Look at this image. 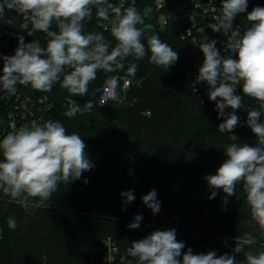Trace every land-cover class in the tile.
<instances>
[{"label": "trees", "instance_id": "1", "mask_svg": "<svg viewBox=\"0 0 264 264\" xmlns=\"http://www.w3.org/2000/svg\"><path fill=\"white\" fill-rule=\"evenodd\" d=\"M152 1L140 0L135 5L141 13L146 7L152 9L145 18L151 29L143 42L147 47L146 36L158 34L177 51L179 58L168 69L150 63L147 55L141 60L129 56L123 71L98 72L84 97L71 95L59 83L50 92L28 86L30 94L54 99L44 118L60 121L69 134H79L94 167L80 179L60 183L43 205L37 207L38 201L30 200L27 210L0 190V264H100V247L107 236L118 243L125 263L135 264L127 253L131 242L155 230L169 229H175L177 240L185 244L182 252L191 248L193 254H205L216 248L217 256L233 255L237 240L249 232L255 243L245 245V251H264V230L255 222L249 223L242 185L225 204L222 190L209 199L213 189L205 180L226 159L224 149L228 145H254L256 137L246 122L233 133L218 130L224 118L218 117L192 86L187 41L176 27L165 31L158 28ZM257 6L264 7V0H248L246 12L236 16L237 26L248 27L247 12ZM98 21L93 9L92 19L84 22L85 32H101L115 45L110 30ZM47 39L42 32H35L29 43L38 40L44 46ZM130 63L138 68L135 77H128L131 85L124 90L123 77ZM110 75L121 78L119 99L100 104L104 82ZM68 100L81 106L91 101L94 107L69 118L64 115L71 104ZM232 135L238 140H232ZM129 190L135 199L125 204L126 198L120 193ZM152 190L160 202L157 214L141 199ZM136 215L143 219L133 230L128 225ZM9 218L16 220V229L8 227ZM235 258L242 264L245 256L241 252Z\"/></svg>", "mask_w": 264, "mask_h": 264}, {"label": "clouds", "instance_id": "2", "mask_svg": "<svg viewBox=\"0 0 264 264\" xmlns=\"http://www.w3.org/2000/svg\"><path fill=\"white\" fill-rule=\"evenodd\" d=\"M247 5L248 0H221V15L216 18L219 23L209 27L227 36L226 50L231 54L222 56L215 40L200 43L204 60L196 80L209 86V100L216 102L218 117L224 118L218 126L220 132L233 133L240 120L235 111L243 107V97L259 103V109H247L246 124L256 137L255 144L228 145L224 149L226 159L205 180L213 189L209 199L217 195V190H222L226 194L225 204L228 197L236 196L237 186L242 185L250 210L249 223L255 222L264 230V120L261 119L264 115V7L257 6L247 12L248 27L234 28L233 21L238 14L246 12ZM5 8L23 17L21 29L29 36L42 32L48 38L41 46L38 40L25 43L24 37L19 36L15 54L0 56L3 61L0 92L9 95L16 93L17 85L50 92L59 83L71 95L84 97L98 72L123 71L129 56L141 60L147 55L150 63L167 69L179 58L177 51L158 34L146 36L147 47L143 42L146 31L151 29L145 23L152 12L150 7L141 13L135 6L125 7V0L115 4L110 0H2L0 15ZM93 9L98 20L110 25L115 45L101 32H85L84 22L92 19ZM53 23L57 30H52ZM200 30L204 32L203 28ZM137 68L136 63H130L126 76L135 77ZM120 79L118 75L107 76L103 104L119 98L116 90ZM237 86L241 87L243 97L236 94ZM93 107L91 101L83 106L72 102L64 115L69 118L83 115ZM226 108L233 111L225 112ZM231 139L238 140V137L232 135ZM86 147L81 136L69 134L60 121L33 122L11 131L0 139V190L25 210L31 207L30 200H37L39 207L60 183L80 179L82 173L94 167ZM120 195L126 198L125 204L135 199L132 190ZM156 196L152 190L141 198L153 214L160 211ZM142 219L136 215L128 227L138 229ZM7 224L13 230L17 227L14 218H9ZM254 243L255 238L249 232L237 240L233 255L217 256L214 251L193 254L191 248L182 252L185 244L177 240L175 229L155 230L131 242L127 253L135 264H238L235 254L241 252L245 256L242 264H264V251H245V245Z\"/></svg>", "mask_w": 264, "mask_h": 264}, {"label": "built area", "instance_id": "3", "mask_svg": "<svg viewBox=\"0 0 264 264\" xmlns=\"http://www.w3.org/2000/svg\"><path fill=\"white\" fill-rule=\"evenodd\" d=\"M139 1L125 0V7L135 6ZM110 2L115 4L119 0H110ZM152 4L157 13L158 28L165 31L169 27H176L180 30L181 38L187 41L190 59L188 73L192 86L203 102L210 109L218 112L216 102L209 100V86L206 82H197L196 77L204 60L203 53L198 46L200 43L208 39L215 40L216 47L222 56L231 54L230 51L226 50L227 36L223 32H213L209 27L210 24L219 23L216 18L221 15V0H153ZM23 22V17L14 10L5 8L3 15H0V56L15 54L19 36L24 37L25 43H29L30 36L21 29ZM98 24L105 30H110L108 22L99 20ZM29 27L31 28V26ZM233 27H237L235 22ZM201 28L204 29V32L200 30ZM52 30H56L54 23ZM241 30L243 29L241 28ZM44 35L46 36V34ZM2 65L3 61L0 60V69H2ZM123 80V89L126 90L131 85V79L124 76ZM116 93L118 95V90ZM236 94L243 97L240 86H237ZM104 95L103 90L99 97L100 104H103ZM68 101L71 103L70 100ZM109 102L112 100H108L106 103ZM242 103L243 107L235 111L240 120L234 130L239 129L247 121V109H259V103L247 96L243 97ZM54 104V99L48 95L35 96L30 94L28 86L17 85V91L12 95L0 92V139L22 126L30 125L33 122L42 124L47 121L44 116ZM232 111L231 108L225 109V112ZM261 118L264 120V115ZM102 241L100 251L103 254L100 264H126L125 255L121 254L120 247L114 238L107 236ZM209 251H214L217 254L216 248L207 250L205 254Z\"/></svg>", "mask_w": 264, "mask_h": 264}, {"label": "rangeland", "instance_id": "4", "mask_svg": "<svg viewBox=\"0 0 264 264\" xmlns=\"http://www.w3.org/2000/svg\"><path fill=\"white\" fill-rule=\"evenodd\" d=\"M234 22L236 23V18H235V20L233 21V23H234Z\"/></svg>", "mask_w": 264, "mask_h": 264}]
</instances>
